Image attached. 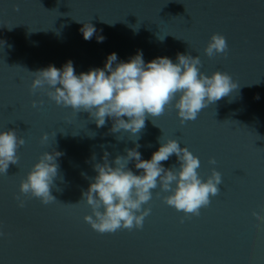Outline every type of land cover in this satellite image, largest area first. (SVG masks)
<instances>
[{"label": "water", "instance_id": "1", "mask_svg": "<svg viewBox=\"0 0 264 264\" xmlns=\"http://www.w3.org/2000/svg\"><path fill=\"white\" fill-rule=\"evenodd\" d=\"M89 23L96 33L85 40L80 29ZM213 33L228 48L209 58L204 48ZM0 40V130L15 129L25 140L17 164L0 174V264H264V223L257 220L264 215V0H0ZM138 50L145 61L199 55L201 71L227 72L238 83L196 120L181 124L169 106L140 133L143 159L158 137L175 138L199 157L202 178L215 167L222 183L198 215L167 205L157 188L142 228L100 233L84 220L91 208L82 192L105 148L111 161L134 144L127 134L116 139L111 120L97 128L87 112L32 91L31 72L71 60L78 74L103 67L112 52L127 60ZM53 148L63 153V180L50 189L56 201L44 204L20 193L19 184ZM162 163L170 167L175 155ZM129 167L138 171L134 161Z\"/></svg>", "mask_w": 264, "mask_h": 264}, {"label": "clouds", "instance_id": "2", "mask_svg": "<svg viewBox=\"0 0 264 264\" xmlns=\"http://www.w3.org/2000/svg\"><path fill=\"white\" fill-rule=\"evenodd\" d=\"M80 31L85 40H91L96 33L90 23L83 25ZM103 39L102 35L97 36V42L102 43ZM159 39L162 41L164 36L159 35ZM227 48L226 38L213 33L204 53L211 58L226 53ZM201 63L199 55L184 53H177L175 61L168 56L145 61L142 50H138L127 60H119L112 52L107 55L103 67L78 74L71 60L60 68L49 64L31 72L32 91L44 89L56 104L70 107L76 113L87 112L97 128L111 120L110 132L120 133L116 139L121 140L127 134L134 144L124 149V155L118 154L111 161L105 148L102 162L93 164L96 174L90 178L87 190L82 192V199L91 208V214L85 215L84 220L94 230L111 233L120 228H142L145 217L151 212L145 205L157 188L167 193L163 197L167 205L195 215L210 203V197L219 193L221 173L213 167L211 174L202 178L198 172L199 157L177 139L158 137L159 146L149 159H143L139 151L140 133L146 126V119L160 116L171 106L181 124L194 121L203 109L238 88V83L227 72L218 70L206 74L200 70ZM52 135L55 139L56 133ZM48 140L49 134L43 133L41 141ZM24 143L15 129L0 130V174H6L10 164H17V149ZM173 154L176 163L165 167L162 162L168 161ZM62 155L55 148L44 151L21 179L20 193L39 198L44 204L56 201L50 189L57 179L63 180L58 163ZM92 159H96L95 155ZM133 161L137 172L129 167ZM209 164L215 165V158H209ZM17 200L23 207L24 201L19 197ZM257 220L264 223V215L257 214Z\"/></svg>", "mask_w": 264, "mask_h": 264}]
</instances>
